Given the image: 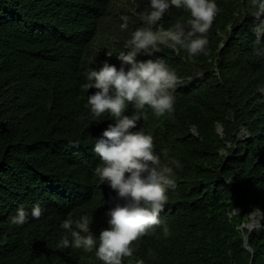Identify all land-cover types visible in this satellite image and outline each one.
Here are the masks:
<instances>
[{"label":"trees","instance_id":"1","mask_svg":"<svg viewBox=\"0 0 264 264\" xmlns=\"http://www.w3.org/2000/svg\"><path fill=\"white\" fill-rule=\"evenodd\" d=\"M216 2L207 55L156 54L182 81L175 110L157 118L146 107L133 131L143 127L162 163L180 167L161 214L169 235L158 227L134 241L131 264H264V56L251 31L259 21L244 15L250 0ZM149 11V0H0V264H102L94 251L57 247L62 220L86 214L99 235L123 203L94 174L93 142L113 121H92L87 96L98 90L82 89L83 73L105 60L119 68L115 55ZM187 17L172 7L158 23L166 30ZM37 203L39 220L10 223ZM255 212L263 224L247 250L242 225Z\"/></svg>","mask_w":264,"mask_h":264},{"label":"clouds","instance_id":"2","mask_svg":"<svg viewBox=\"0 0 264 264\" xmlns=\"http://www.w3.org/2000/svg\"><path fill=\"white\" fill-rule=\"evenodd\" d=\"M172 7L185 10L188 17L165 30L158 22ZM149 8L144 25L131 33L123 49L115 55L119 68L105 60L100 67L83 73L86 82L81 85L82 89L98 90L87 96L86 107L92 121L99 123L104 114L113 121L93 142V152L99 158L94 174L101 183L107 182L123 203L107 211V227L99 235L90 227L93 217L86 214L62 220L59 227L63 234L57 247L94 251L102 264H123L124 258H129L131 264L133 242L158 227H162L165 237L169 235V227L161 214L167 205L168 191L175 188L173 166L179 168L180 163L177 160L162 163L153 136L146 134L143 127L133 129L144 118L146 107L157 118L166 114L171 117L175 110L173 93L182 81L165 59L156 54L168 48L173 52L183 49L187 58L207 55V33L219 12L216 0H149ZM244 15L259 21L251 29L255 36L253 48L256 55L264 56V19H261L264 0H250ZM123 19L121 30L128 28L127 18ZM138 56L149 58L140 60ZM129 106L135 110L131 115L126 114ZM255 214L260 223L253 229L263 224L259 212L253 213L250 219ZM29 215L39 220L43 215L40 204H34L30 214L23 208L17 209L10 223L23 226L28 223ZM250 232L248 229L245 238ZM244 246L249 249L247 242ZM135 264H144V261L137 259Z\"/></svg>","mask_w":264,"mask_h":264},{"label":"rangeland","instance_id":"3","mask_svg":"<svg viewBox=\"0 0 264 264\" xmlns=\"http://www.w3.org/2000/svg\"><path fill=\"white\" fill-rule=\"evenodd\" d=\"M252 217H253V218H251V219L249 220L250 225H251V226H257V225L260 223V220H259L258 216L254 215V216H252Z\"/></svg>","mask_w":264,"mask_h":264},{"label":"water","instance_id":"4","mask_svg":"<svg viewBox=\"0 0 264 264\" xmlns=\"http://www.w3.org/2000/svg\"><path fill=\"white\" fill-rule=\"evenodd\" d=\"M255 215H257V214H255ZM261 220H262V215H261ZM245 227L249 229V232L253 229V226H251L250 223L249 224H246ZM246 242H247V238H245L244 245L246 244Z\"/></svg>","mask_w":264,"mask_h":264}]
</instances>
